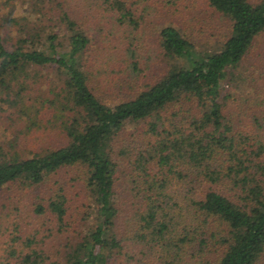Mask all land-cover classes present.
Returning <instances> with one entry per match:
<instances>
[{"label": "trees", "instance_id": "trees-1", "mask_svg": "<svg viewBox=\"0 0 264 264\" xmlns=\"http://www.w3.org/2000/svg\"><path fill=\"white\" fill-rule=\"evenodd\" d=\"M263 33L264 0H0V264H258L264 115L239 92Z\"/></svg>", "mask_w": 264, "mask_h": 264}, {"label": "rangeland", "instance_id": "rangeland-1", "mask_svg": "<svg viewBox=\"0 0 264 264\" xmlns=\"http://www.w3.org/2000/svg\"><path fill=\"white\" fill-rule=\"evenodd\" d=\"M163 13L167 16L165 12ZM188 13L189 14L185 15L184 19L181 20V24L183 26V30L185 29L184 31L190 35V39L193 40L195 38L197 41L196 45H198V47H211L213 45H219L225 32V24L223 21L215 15H209V13H197L196 11H193L192 13L191 11H188ZM150 19L155 24L154 26H151V28H153V32H155V30L160 27L163 19H159L158 22L157 17L155 20L153 18ZM244 66L247 68L248 72L254 71L253 77L255 78V81L252 83H248V81L245 82L244 86H242L241 92H239L243 95V100H245L244 106L248 111L246 118L243 119L242 123L247 124L249 123L248 119H250L251 114L254 113L259 117L264 115V33L257 38L254 50L247 56ZM63 177L67 179L66 175H63ZM76 185H79V183H76ZM16 193V203L20 208V212L17 213L19 217H16V220L20 223V226H22V231H25L24 235H26V233L32 231V229L37 226V221L30 216L31 214L29 213V209L26 204L28 196L23 194L20 190L16 191ZM8 194L9 191L4 189L0 194V198H6ZM8 203H11V201ZM12 205L13 204L11 203V206ZM0 211L2 214L6 212V209L1 208ZM5 238L6 237L3 235L0 236V241L5 240ZM2 247H4L3 243L0 244V249ZM258 264H264V255L261 256Z\"/></svg>", "mask_w": 264, "mask_h": 264}]
</instances>
